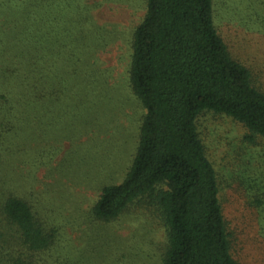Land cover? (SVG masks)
<instances>
[{"label":"rangeland","instance_id":"374dc122","mask_svg":"<svg viewBox=\"0 0 264 264\" xmlns=\"http://www.w3.org/2000/svg\"><path fill=\"white\" fill-rule=\"evenodd\" d=\"M21 1L0 0V94L12 105L27 96L65 103L54 112L61 111L60 119L45 115L50 126L60 123L53 130L58 135L50 132L45 139L29 132L38 124L17 106L21 120L9 122L23 133L13 136L8 149L16 152L1 168L12 177L9 188L57 228L50 252L56 263L160 264L166 241L155 204L135 202L111 221L90 214L101 187L119 183L135 153L144 109L131 91L128 70L145 0H70L88 6L82 36L66 25L56 38L39 33L33 47L30 27L20 25ZM213 4L214 24L230 56L250 70L253 85L264 93V0ZM196 125L216 172L230 253L237 264H264V138L251 140L242 124L212 112L201 113Z\"/></svg>","mask_w":264,"mask_h":264},{"label":"trees","instance_id":"16d2710c","mask_svg":"<svg viewBox=\"0 0 264 264\" xmlns=\"http://www.w3.org/2000/svg\"><path fill=\"white\" fill-rule=\"evenodd\" d=\"M71 2L22 0L19 21L30 27V42L39 33L56 38L66 25L79 34L89 22L88 6ZM213 5V0H145L143 19L132 35L128 70L131 91L144 109L135 153L122 180L103 185L90 209L93 219L111 221L135 202L155 204L166 241L160 264H237L230 253L216 172L199 138L198 116L224 115L242 124L251 133L249 139L264 138V93L253 85L250 70L230 56L214 24ZM28 91L32 94L35 87ZM28 98L15 99L14 106L0 94V264H58L50 259L57 228L47 226L30 202L9 188L12 177L1 171L16 152L8 149L13 136L23 133L9 122L21 120L15 113L18 105L26 108V120L38 124L29 132L40 133L42 139L60 125L49 124L60 117L61 111L54 112L65 101L43 104ZM52 113L47 121L45 115ZM62 127V135L67 134L66 124Z\"/></svg>","mask_w":264,"mask_h":264}]
</instances>
